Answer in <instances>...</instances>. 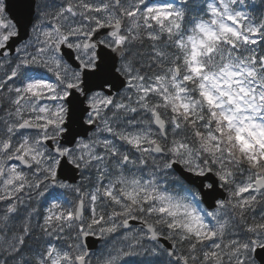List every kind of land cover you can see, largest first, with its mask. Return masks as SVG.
I'll use <instances>...</instances> for the list:
<instances>
[{
    "label": "snow or ice",
    "instance_id": "6c2138e0",
    "mask_svg": "<svg viewBox=\"0 0 264 264\" xmlns=\"http://www.w3.org/2000/svg\"><path fill=\"white\" fill-rule=\"evenodd\" d=\"M243 5L0 0V264H264V142L230 134L264 121Z\"/></svg>",
    "mask_w": 264,
    "mask_h": 264
},
{
    "label": "clouds",
    "instance_id": "9594fccd",
    "mask_svg": "<svg viewBox=\"0 0 264 264\" xmlns=\"http://www.w3.org/2000/svg\"><path fill=\"white\" fill-rule=\"evenodd\" d=\"M195 3V0H194ZM176 5L175 3H172ZM177 6V5H176ZM212 71H216V68H213L209 65ZM207 90L213 95L217 97V104L223 105V110L228 117H233L234 109L229 110V101L226 95H221L222 92H227L228 89L225 86H221L216 81L209 80L207 82ZM218 111V118L222 119L220 116V109ZM234 137H238V142L240 144H244L245 142H249L253 144L255 147H259L257 141L264 142V121L259 119L256 120H247L236 118L232 120V131L230 133Z\"/></svg>",
    "mask_w": 264,
    "mask_h": 264
},
{
    "label": "trees",
    "instance_id": "16d2710c",
    "mask_svg": "<svg viewBox=\"0 0 264 264\" xmlns=\"http://www.w3.org/2000/svg\"><path fill=\"white\" fill-rule=\"evenodd\" d=\"M195 4L197 5V10L189 13L188 19L191 20L194 16H206L205 12H200L199 7H205V2L203 0H195ZM180 6V3H178ZM242 10L249 11L254 13L255 15H260L264 13V0H259L258 2H253L251 0H245V5L241 6ZM207 18V17H206ZM190 26V25H189ZM185 183V182H184ZM186 184V183H185ZM187 185V184H186Z\"/></svg>",
    "mask_w": 264,
    "mask_h": 264
},
{
    "label": "water",
    "instance_id": "95a60500",
    "mask_svg": "<svg viewBox=\"0 0 264 264\" xmlns=\"http://www.w3.org/2000/svg\"><path fill=\"white\" fill-rule=\"evenodd\" d=\"M177 167L179 169V166H177ZM177 173H178L179 176H187V175H189L187 173H184L182 169H179ZM185 182L188 184L187 180H185ZM89 242L94 245V249L93 250L97 251L99 249L100 244H101L102 241L90 240ZM162 243L167 245V241H162Z\"/></svg>",
    "mask_w": 264,
    "mask_h": 264
},
{
    "label": "rangeland",
    "instance_id": "374dc122",
    "mask_svg": "<svg viewBox=\"0 0 264 264\" xmlns=\"http://www.w3.org/2000/svg\"><path fill=\"white\" fill-rule=\"evenodd\" d=\"M178 1H180V0H166V2H168V3H177ZM255 1H258V0H255ZM157 2H164V0H157ZM205 2H209V0H205ZM103 247V246H102ZM102 247H100V249L102 248Z\"/></svg>",
    "mask_w": 264,
    "mask_h": 264
}]
</instances>
